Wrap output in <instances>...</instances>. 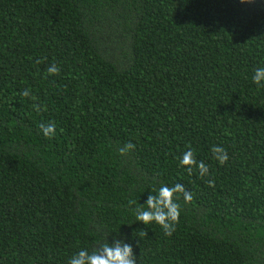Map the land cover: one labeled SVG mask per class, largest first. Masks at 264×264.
I'll return each instance as SVG.
<instances>
[{"label":"trees","instance_id":"trees-1","mask_svg":"<svg viewBox=\"0 0 264 264\" xmlns=\"http://www.w3.org/2000/svg\"><path fill=\"white\" fill-rule=\"evenodd\" d=\"M260 66L264 0H0V264L117 233L137 264H264ZM162 184L192 193L170 236L135 221Z\"/></svg>","mask_w":264,"mask_h":264},{"label":"clouds","instance_id":"clouds-1","mask_svg":"<svg viewBox=\"0 0 264 264\" xmlns=\"http://www.w3.org/2000/svg\"><path fill=\"white\" fill-rule=\"evenodd\" d=\"M241 4L251 3L253 0H239ZM59 68L53 64L48 68V75H56ZM252 83L257 87L264 88V66L257 67L252 76ZM21 95L31 97V90L25 89ZM55 124H41L40 132L46 138L55 135ZM134 148L132 143H128L119 149V155L124 156ZM215 159L223 164L228 160V155L222 147L212 149ZM181 167L191 173L195 167L200 176L208 174V166L204 162H197L191 149L185 151L179 159ZM181 194L185 203L191 202L192 193L187 191L182 184L173 186L160 185L155 194L149 192L146 202L135 209L136 223L144 226L150 224L158 225L165 235H171L179 222L180 204L177 202ZM119 234L113 236L112 243L104 242L98 248L89 251L87 248L79 250L68 261V264H137V256L133 255L131 243L124 242Z\"/></svg>","mask_w":264,"mask_h":264}]
</instances>
